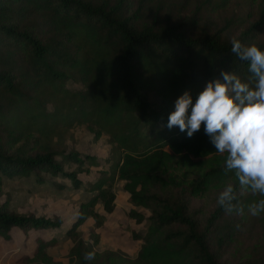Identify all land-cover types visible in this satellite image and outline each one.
Masks as SVG:
<instances>
[{"label": "trees", "instance_id": "16d2710c", "mask_svg": "<svg viewBox=\"0 0 264 264\" xmlns=\"http://www.w3.org/2000/svg\"><path fill=\"white\" fill-rule=\"evenodd\" d=\"M229 2L0 0V237L12 242L16 229L22 245L30 235L33 243L16 264H264V214L251 216L255 240L230 253L247 215L217 205L235 177L203 126L191 138L167 128L186 91L195 103L222 71L249 78L248 63L231 53L233 37L264 50V0H247L261 4V14L235 31ZM79 126L106 137V158L65 144ZM93 168L100 176L87 182L63 230L59 217L19 214L1 199V181L78 190L79 175ZM116 181L132 206L128 216L146 223L142 236L133 233L141 240L135 257L97 251L98 238L87 242L79 231L114 211ZM63 239L71 241L65 263L50 253ZM89 252L94 259H85Z\"/></svg>", "mask_w": 264, "mask_h": 264}, {"label": "clouds", "instance_id": "9594fccd", "mask_svg": "<svg viewBox=\"0 0 264 264\" xmlns=\"http://www.w3.org/2000/svg\"><path fill=\"white\" fill-rule=\"evenodd\" d=\"M231 53L248 63L249 78L222 71L195 103L186 91L176 100L167 128L178 127L191 138L203 126L215 153L224 157L225 172L235 177V183L222 186L217 205L227 215L259 218L264 214V50L233 37ZM246 196L254 199L245 204ZM94 258L95 252L85 255Z\"/></svg>", "mask_w": 264, "mask_h": 264}, {"label": "rangeland", "instance_id": "374dc122", "mask_svg": "<svg viewBox=\"0 0 264 264\" xmlns=\"http://www.w3.org/2000/svg\"><path fill=\"white\" fill-rule=\"evenodd\" d=\"M261 8V4L258 2L249 4L247 0H230L226 11L229 13L228 17L234 20L231 30L235 31L237 27L242 25V28L243 24L256 20L261 14ZM249 10L250 15H248ZM71 134L66 137L65 144H69L76 151L88 152L99 158L108 156L110 147L106 146V137L94 139L92 134L83 126L73 128ZM98 176L100 175L97 173L96 168H93L92 173L89 175L80 174L79 178L83 181V187L78 190H61L56 187L46 189V187H37L32 181L25 179L4 180L1 181L3 192L1 199H7L9 208L19 214L57 216L62 220L61 229L63 230L77 217L80 201L86 195L83 188L87 185V182H93ZM58 181L60 180L58 179ZM122 184V181H116L113 185L116 195L114 211L106 215L102 225L95 228V221L88 219L80 226L79 231L87 242H92L94 237L98 238V244L95 246L97 251L120 250L129 257H135L140 248L141 240L136 238L133 233L142 236L146 230V223L137 224L128 216L132 206L128 203L127 194L123 191ZM96 211L104 214L101 203H97ZM139 211L145 216L150 215V211L145 208H139ZM251 218L248 215L245 217L241 231L237 235L230 253L245 248L255 240L257 228ZM11 232L14 234L12 242L0 237V264H16L18 256L24 253L29 254L33 249L32 235H30L24 246L22 245L24 235L16 229ZM70 245V240L63 239L57 246L50 249V253L54 259L65 263V256Z\"/></svg>", "mask_w": 264, "mask_h": 264}]
</instances>
